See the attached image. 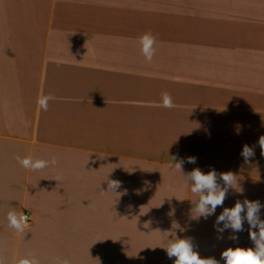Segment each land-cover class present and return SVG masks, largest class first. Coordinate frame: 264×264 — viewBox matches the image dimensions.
Masks as SVG:
<instances>
[{
  "label": "crops",
  "instance_id": "crops-1",
  "mask_svg": "<svg viewBox=\"0 0 264 264\" xmlns=\"http://www.w3.org/2000/svg\"><path fill=\"white\" fill-rule=\"evenodd\" d=\"M147 6L175 21L151 33L154 20L136 19ZM145 33L156 35L151 62ZM261 136L264 0H0L3 264H174L165 249L177 239L226 264L227 249L254 248L246 219L239 233H218L216 221L237 201L264 206ZM244 145L255 151L249 163ZM18 156L57 164L31 171ZM197 168L227 188L206 219L184 183ZM228 172L232 187L220 178ZM13 211L30 214L23 232L10 226Z\"/></svg>",
  "mask_w": 264,
  "mask_h": 264
},
{
  "label": "clouds",
  "instance_id": "clouds-1",
  "mask_svg": "<svg viewBox=\"0 0 264 264\" xmlns=\"http://www.w3.org/2000/svg\"><path fill=\"white\" fill-rule=\"evenodd\" d=\"M140 43L142 45V54L147 61L151 62L156 55V37L151 33H145L140 37ZM54 99L55 97L52 95L43 96L39 99L38 105L44 111H47L49 101ZM162 100L163 107L168 109L175 107L173 98L169 93H163ZM258 145L261 149V154L264 155V136L259 138ZM241 156L245 163H249L255 156L254 148L244 145ZM16 159L22 167L31 171L42 170L49 166L54 167L57 164V159L54 156L50 160H34L32 157L21 158L19 156ZM189 162L195 163L196 158H189ZM175 166L182 170L181 163H175ZM220 178L228 187L237 184L236 176L231 172L220 174ZM188 180L192 182L191 192L200 195L199 201L194 208L196 216L206 219L208 216L215 214L218 206H223L227 198V188L217 190V173L214 170L204 174L199 168L194 169L191 173L184 175V183L186 186ZM119 187L120 184L118 181H108V191L115 192ZM169 190L173 191L174 189L170 187ZM205 192H207V195H204ZM262 207L264 206L261 205L260 201H249L245 199L243 202L237 201L232 208H225L217 218L216 227L218 233L221 234L227 229H231L233 233L244 231L246 219L249 225V235L254 244V248L244 249L237 247L224 251L222 258L226 264H264V220H261L259 215ZM245 210L246 217L242 216ZM8 220L10 226L16 229L17 232H23L27 226V216L23 213L10 212L8 214ZM220 224L224 226L221 228L219 227ZM230 238L236 240L238 236L233 235ZM165 250L170 259L173 257L176 258L174 264H219L214 258H200L199 254L194 251V246L190 239H177L176 241H172ZM0 264H3V262L0 261ZM20 264H39V261L33 258L31 261L22 260ZM59 264H71V262L65 258L59 261Z\"/></svg>",
  "mask_w": 264,
  "mask_h": 264
},
{
  "label": "rangeland",
  "instance_id": "rangeland-1",
  "mask_svg": "<svg viewBox=\"0 0 264 264\" xmlns=\"http://www.w3.org/2000/svg\"><path fill=\"white\" fill-rule=\"evenodd\" d=\"M167 7H161L160 6H147L145 10L142 9V15H138L137 18H142L143 16L145 17V19L147 20H154L155 23H152V27H150V32H155L154 29H158L159 25H161V27H164L167 23H166V19H168L170 17V19H174L175 21V17H176V13H169L166 12ZM139 13V12H137ZM165 21V22H164ZM166 29H169V27H167ZM163 29V30H166ZM156 36V35H155Z\"/></svg>",
  "mask_w": 264,
  "mask_h": 264
},
{
  "label": "built area",
  "instance_id": "built-area-1",
  "mask_svg": "<svg viewBox=\"0 0 264 264\" xmlns=\"http://www.w3.org/2000/svg\"><path fill=\"white\" fill-rule=\"evenodd\" d=\"M24 215L27 216V225L30 224V221H31L30 214L29 213H24Z\"/></svg>",
  "mask_w": 264,
  "mask_h": 264
}]
</instances>
